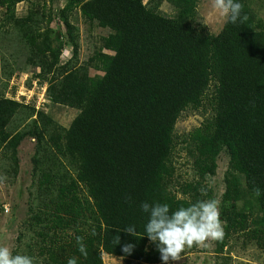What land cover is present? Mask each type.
<instances>
[{
	"label": "trees",
	"instance_id": "obj_1",
	"mask_svg": "<svg viewBox=\"0 0 264 264\" xmlns=\"http://www.w3.org/2000/svg\"><path fill=\"white\" fill-rule=\"evenodd\" d=\"M33 1L0 0L6 80L23 66L38 68L49 100L79 113L63 128L32 110L25 121L34 119L9 131L26 108L5 97V84L0 89V155L14 177L18 146L26 137L36 142L24 223L32 239L13 254L33 256L37 264H67L72 256L78 264H103L102 254L163 262L158 242L146 235L149 213L140 205L167 203L174 212L206 200L205 179L215 174L223 150L229 157L221 199L224 235L215 251L222 253L235 235L264 246V21L258 15L264 0H238L248 19H226L215 36L192 24L197 0H168L172 17L159 10L162 0L151 8L143 0H66L58 16L67 40L52 28L55 0ZM21 2L30 7L18 18L15 6ZM73 7L109 31L102 41L112 54L103 55L100 65L69 67L77 57L66 16ZM67 45L72 57L60 65ZM90 68L103 75L89 76ZM212 82L214 116L188 135L195 178L177 184L178 197L172 191L174 126L184 110L201 105ZM129 226L135 235L124 231ZM76 236L84 237L87 258ZM126 244L134 245L130 254L123 251Z\"/></svg>",
	"mask_w": 264,
	"mask_h": 264
},
{
	"label": "rangeland",
	"instance_id": "obj_2",
	"mask_svg": "<svg viewBox=\"0 0 264 264\" xmlns=\"http://www.w3.org/2000/svg\"><path fill=\"white\" fill-rule=\"evenodd\" d=\"M31 1L34 2L33 0ZM156 1L143 0V4L147 8H151ZM30 2L17 4L15 6V16L18 18L27 16ZM65 4L66 0H55L52 8V15L55 17V21L52 24V28H57L58 32L67 40L65 27L58 16V12ZM40 8L39 6L38 9ZM159 10L170 17L174 14L168 0H162ZM40 12L38 10V13ZM258 15L264 21V10L259 11ZM66 16L71 27L77 52L76 59L70 63L69 67L76 64L86 65L88 61L90 62L89 64L100 65L103 55L112 54V52L103 47L102 38L108 35L109 31L107 29L96 26L94 22L85 21L78 7H73V9L67 11ZM225 21L226 18L220 17L212 10L211 0H197L195 17L192 21L194 27H204L210 35L215 36L220 32ZM72 52V46H65L60 54L59 64H65L72 57ZM7 59L8 54L0 48V89L5 84V97L20 103L26 108L19 110L7 130L23 129L25 124H28L31 119L36 117L33 115L25 121V117L31 114L32 110L34 112L41 111L58 125L68 128L79 111L64 105L54 104L49 100L46 92V82L36 77L39 73L37 68L23 66L9 80H6L8 71L3 66H7L4 64ZM20 61L15 63L20 65ZM13 62L10 67L12 65L17 66ZM88 74L91 77L103 75L102 72L92 68L88 70ZM214 94L215 84L212 82L203 96L201 105L197 108L184 110L175 123L171 158L175 183L172 191L178 197L181 196L176 191L177 184L188 182L195 178L188 135L196 128H201L212 122L214 116ZM35 143L33 138L26 137L18 146V173L15 177L9 170V161L0 155V245L9 246L13 252L18 247L19 251L24 249V242L32 239V234L25 231L24 223L29 216L28 200H30L29 191H31L32 187L31 158L34 154ZM228 161V154L223 150L217 157L215 174L207 176L204 182L208 190L206 200L212 198L219 200L220 211L224 192V174L228 167ZM222 226H224V223ZM19 238H21V241H19ZM217 241L218 239H209L199 246L186 248L179 261H169V264H264V246H260L255 241H248L243 235H235L225 241L222 253L219 254L215 251ZM102 261L103 264H145L127 261L123 258L106 254H102ZM157 264H163V262Z\"/></svg>",
	"mask_w": 264,
	"mask_h": 264
},
{
	"label": "clouds",
	"instance_id": "obj_3",
	"mask_svg": "<svg viewBox=\"0 0 264 264\" xmlns=\"http://www.w3.org/2000/svg\"><path fill=\"white\" fill-rule=\"evenodd\" d=\"M211 8L232 24L238 21L242 23L248 19L247 15H241L244 5L238 0H211ZM260 191L256 188L254 194L259 196ZM140 207L143 212L149 213L145 232L152 242H158L157 247L163 264L179 261L186 248L199 246L209 239H220L224 235L220 201L215 198L199 200L190 203L187 207L181 206L174 212H170V206L167 203L150 204L145 201ZM124 231L136 234L135 226H129ZM75 239L79 253L87 258L88 251L84 237L76 236ZM133 247L134 245L126 244L123 251L130 254ZM0 264H37V262L33 256L13 254L9 246L0 245ZM67 264H78L77 257H69Z\"/></svg>",
	"mask_w": 264,
	"mask_h": 264
},
{
	"label": "crops",
	"instance_id": "obj_4",
	"mask_svg": "<svg viewBox=\"0 0 264 264\" xmlns=\"http://www.w3.org/2000/svg\"><path fill=\"white\" fill-rule=\"evenodd\" d=\"M38 69V68H37Z\"/></svg>",
	"mask_w": 264,
	"mask_h": 264
}]
</instances>
